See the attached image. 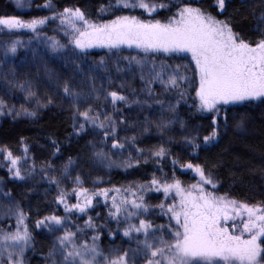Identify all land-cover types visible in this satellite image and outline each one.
Returning a JSON list of instances; mask_svg holds the SVG:
<instances>
[{
    "label": "snow or ice",
    "instance_id": "snow-or-ice-1",
    "mask_svg": "<svg viewBox=\"0 0 264 264\" xmlns=\"http://www.w3.org/2000/svg\"><path fill=\"white\" fill-rule=\"evenodd\" d=\"M15 2L18 7H23V0H15ZM230 2L231 0H214L208 6V9L216 10L214 15L206 8L194 6L191 0H181L179 4H172L171 0L167 3L164 0H115V4L110 2L107 6L101 5L99 11L139 9L149 18L142 19L140 16L128 14L116 15L113 19L97 22L89 19L81 7H64L61 11H56L52 0H45L42 7L53 10L51 17L24 20L17 16H0V28L9 32L20 29L37 32L49 20H59L60 26L69 36L68 43L79 53L87 54L88 49L92 48H104L109 52L128 48L143 53V57L139 58L138 56L117 57L114 61L116 73L132 71L131 66L135 64L140 69V80L144 84L141 91L146 92L148 98L156 97L157 94L152 87L156 82L162 86L163 93L177 92L180 98H184L188 89H193L196 101L193 107L199 113L211 115L210 130L203 136V146L207 148L218 142L222 126L227 129V111L223 106L252 101L264 103V11H261L258 17L255 30L258 34L257 39L254 41L245 39L234 30L230 18H218L227 11ZM172 7H175L176 11L168 16L166 21L151 18L159 9L167 8L170 11ZM19 43V41L11 42L5 51V56L9 53L15 54ZM50 47L53 51H58L64 46L53 39ZM182 54L191 57V65H194V68L189 64H183L176 65L169 71L172 66L166 62L160 61L157 67L155 59L149 60L150 56L180 57ZM121 59L127 61L126 67L120 66ZM149 63L151 67L146 74L144 70ZM76 68L80 69V65L77 64ZM181 68L184 69L183 73L180 71ZM97 73H102L109 85L113 83L107 62L101 58L88 67L87 80L90 83L88 92L82 88L77 90L70 79L58 85L74 110L75 134L79 135L90 125L103 132L101 144H107L111 138L112 150L122 152L127 143L135 148L136 153L143 155L144 149L135 147V136L125 137L124 142H121L118 125L126 124L127 118L121 117L117 120L114 114L122 113V109L118 106L120 104L126 107H131L133 104H146L151 107V104L148 99L129 100L127 95L121 93V89L125 86L124 82L115 89L106 88L103 84L97 87L96 80L101 79ZM184 85H187V88ZM16 86L26 93V100L37 97L30 83L27 86L24 83ZM101 93L105 102L110 101L113 113L98 110L93 114L94 106L87 102L92 98L99 101ZM153 102L164 109L162 99L154 98ZM37 103L39 104L38 99ZM47 103H52V99L49 98ZM81 103L87 104L83 110L80 107ZM6 107L7 105L0 100V115ZM167 110L174 112L175 105L169 103ZM13 111L14 109L10 108L8 113L12 114ZM222 111L223 125L219 119ZM21 113L28 116L35 115V112L23 107L20 112H16V115ZM77 117L80 118L79 121ZM173 122L171 119L166 122L150 121L145 117L144 132H147L153 123L157 129L163 131ZM243 123L242 117L236 122L235 127L242 128ZM180 126L184 127L183 121H180ZM197 141L198 136L184 137L185 144L191 147L193 154L201 149V144ZM21 142L23 143V138ZM52 144L55 147L53 155H56L60 147L55 140ZM93 148V156L96 160L101 163L106 162L108 167L132 168L140 162L139 158L134 160L129 153L127 159L117 164L103 147L96 149L93 145ZM27 151L25 147L24 152ZM0 155L9 162V173L15 179H25L18 167L21 157L15 156L7 146L0 147ZM112 155H115V152ZM151 155L165 158L168 150L163 145L159 148L154 147ZM73 163L72 158L69 157L64 165L65 174ZM178 163L177 159L172 160L173 167ZM180 167L195 173L198 178L196 183L185 186L173 172L170 179L167 174H164L162 179L153 174L149 182L136 184V191H133L131 185L127 188H97L92 191L83 187V181L77 175L74 179L75 187L71 192H67L60 187V180L50 177L49 182L55 184L58 189L55 201L58 205L64 206L66 213L75 211L87 215L97 197H103L107 202L111 192L117 193L111 197L108 216L117 223L118 228L109 229V235L114 236L123 223V237L135 238L137 246L127 249L117 247L105 254L97 244L100 239L98 234L91 236V243H88L87 239L78 242V233L84 232L85 228L96 231V225L93 224L91 217L85 221L84 228L77 226L74 232L64 228L67 217L52 214L36 221L37 228H46L50 233L64 228L63 233L57 235L52 242L45 264H136L138 259H143L144 264H264V200L248 203L230 198L227 194L217 195L215 191H210L206 187L211 186L212 189H216L218 182L210 171H206L205 165L189 160L181 163ZM161 172H163L162 168ZM153 189L163 192L165 199L175 193L174 202L167 207L164 201L154 206L161 210V215L168 217L169 223L154 225L145 218L139 219L138 225L132 223L134 217L138 218L141 210L147 213L152 207L145 203L143 195L138 196L137 193ZM4 195L11 196L10 193ZM71 195L76 198L75 204H70L67 199ZM15 215V230H0V257L3 253H7L6 259L0 264H26L25 252L33 246V236L26 222L27 215L18 204ZM134 233L135 237H133ZM141 236L143 239L140 238Z\"/></svg>",
    "mask_w": 264,
    "mask_h": 264
},
{
    "label": "trees",
    "instance_id": "trees-1",
    "mask_svg": "<svg viewBox=\"0 0 264 264\" xmlns=\"http://www.w3.org/2000/svg\"><path fill=\"white\" fill-rule=\"evenodd\" d=\"M110 2L115 4V0H52L56 11H61L64 7L78 6L86 12L89 19L97 22L113 19L116 15L128 14L140 16L142 19L149 18L139 9L135 11L128 9L99 11L101 5L107 6ZM164 2L167 3L168 0H164ZM180 2L181 0H171L172 4ZM191 2L194 6L208 9L214 0H191ZM28 3V8L19 10L10 0H0V16H17L24 20H30L34 17L42 18L53 15V10L42 7L45 0H30ZM208 10L212 11L214 15L216 14L214 8ZM175 11V7H172L170 11L167 8L159 9L151 18L166 21L167 17ZM261 11H264V0H254L250 4L244 0H231L227 11L218 18H230L235 31L245 39L254 41L258 37L255 30ZM36 34L45 35L46 40H37L27 48L35 66L32 65L29 71L23 70L20 73L12 74L13 63L11 60H7V65L4 61L0 68V80L7 77L12 82L10 86H7L0 81V100L7 105L2 110L3 114L0 115V147L7 146L15 156L21 157V172L25 177L23 180L15 179L0 161V230H15V212L18 204L27 215L26 222L33 236V246L25 252L26 264H45V258L55 237L61 235L64 228L76 231V228L67 220L64 228H60L55 233H50L43 227H36V221L44 216L56 214L63 217L62 213L57 210L59 206L55 201L58 189L55 184L49 182L50 177L60 180V187L67 192H71L75 187L74 179L77 175L83 181V187L90 190L106 187L127 188L130 185L144 184L151 180L153 174L161 179L164 174H167L170 179L173 172L184 185H189L193 181L187 171H183L180 165L173 167L169 162L173 153L179 152V164L191 160L193 163L205 165L206 171H210L218 182L215 189L217 193L227 194L230 198L248 203L264 200V103L252 101L225 108L228 119L227 129L225 130L222 126L218 142L205 148L203 136L208 133L211 115L202 116L193 107L196 103L194 90L188 89L184 98H180L177 92L163 93L162 86L156 82L152 86L157 94L154 98L164 101V109L162 110L160 105L152 101H148L151 107L148 105L144 107L146 111L154 115L153 121L164 120L166 122L171 119L174 122L169 123L163 131L156 128L153 132H144L143 129L139 134L140 141L136 145L145 151L163 145L168 150V155L165 158L153 157L151 154L148 158L144 156V159H139V164L132 168L108 167L106 162L101 163L93 156V145L96 149L103 147L104 151L108 152L117 164L127 159L125 152L129 149L124 148L122 152L121 150H112L111 138L107 144H101L103 134L99 129H94L90 125L79 135H76L73 129L74 110L69 99L64 97L62 88L58 85L62 84L64 80L70 79L77 90L82 88L88 92L90 88V83L87 80L88 67L94 61L98 62L104 58L112 73L113 83L109 85L107 78H104L102 73H97L101 79H97L96 86L100 87L103 84L106 88L115 89L121 82H124L125 86L121 89V93L135 96L137 99V96L140 97L144 92L141 91L144 84L140 80V69L133 64L132 71L116 73L114 61L117 57L138 56L139 58L144 54L130 49L109 52L104 48L91 51L89 49L87 54L79 53L72 48L73 46L66 43L65 30L60 26L58 20H49ZM53 39L64 46L60 48L62 50H58L59 52L55 56L67 63L56 60L54 57L49 60L47 55L51 53V50L53 51L50 47ZM151 59L156 60L157 67H159L160 61L167 62L166 57L162 55L150 56L149 60L151 61ZM170 61L178 62L179 59ZM77 64L80 65V69L76 68ZM120 66L126 67L127 61L121 59ZM150 67L151 63L144 70L146 74ZM20 83H24L25 86L30 83L32 90L37 93V97L26 100V93L16 86ZM133 89H135V93H133ZM49 98L52 99L50 104L47 103ZM87 103L94 106L93 114L98 110L113 113L112 105L110 101H104L103 93H101L99 101L92 98ZM169 103L175 105L174 112L167 110ZM86 106V103H81V110ZM118 106L123 113L126 111L125 108L135 112L140 106L143 107V104H133L132 107H126L123 104ZM22 107H29L28 111L32 109L30 112H35V115L28 116L23 113L16 115V112H20ZM10 108L14 109L12 114L8 113ZM221 113L223 116L221 115L220 122L223 125L224 112ZM155 114L162 115V118L155 119ZM119 115L114 114V118L119 120ZM242 117L244 119L243 127L236 128V122L240 121ZM77 120L79 121L80 118L77 117ZM141 120V118L135 120L136 128L144 127L140 123ZM180 121L184 122L183 128L180 126ZM188 135L198 136L197 142L201 144V149H198L195 154L192 153L191 147L184 142V137ZM22 138L23 143L21 142ZM159 138L169 139L170 142L161 144V141L158 142ZM53 140L60 147V151L56 155H53L55 152ZM25 147L28 149L27 153L24 152ZM113 152L115 155H112ZM69 157L74 163L65 174L64 165L68 162ZM145 158H147V163H145ZM161 168L163 172H161ZM4 193H10L11 196L6 197ZM148 199L147 203L150 205L156 196H149ZM150 221L154 225H166L165 218L158 217L155 212L151 214ZM98 235L100 239L97 244L105 254H108L113 248L127 249L137 246L135 238L129 239L119 233L109 236V230L108 232L101 230ZM140 238L143 239V236ZM6 256L7 253H3L0 262L6 259ZM136 264H144L143 259H138Z\"/></svg>",
    "mask_w": 264,
    "mask_h": 264
},
{
    "label": "rangeland",
    "instance_id": "rangeland-1",
    "mask_svg": "<svg viewBox=\"0 0 264 264\" xmlns=\"http://www.w3.org/2000/svg\"><path fill=\"white\" fill-rule=\"evenodd\" d=\"M10 1L19 10H25L26 8H28V5H29L28 2L30 0H23V7H18L16 2H15V0H10ZM244 1L247 2L248 4L254 2V0H244ZM27 3H28V5H27ZM58 22H59V20H58ZM43 26H41L38 29V31ZM25 34H27V35H25ZM64 37H65L66 43H68L67 41H69V36H67L65 34ZM37 40H39V41L46 40L45 35L36 34V32H32V31L27 30V29H20V30H14L12 32H9L6 29L0 28V68L2 67L4 61H5L6 65H7L8 61L11 60V63H13V68H12L13 70L11 72L12 74L13 73L14 74L15 73H20L23 70L29 71L30 67H32V65L35 66V63L33 61V58L31 57V54L28 52L27 48H29V46H31V44L33 42L37 41ZM13 41H19L20 42L18 47H17L16 53L15 54L9 53L7 56H5V51H6L7 47ZM100 49H102V48H92V49H90V51L91 50H100ZM123 49H128V48H123ZM59 50H62V49H59ZM130 50L137 51L136 49H130ZM88 51H89V49H88ZM53 52L54 51L51 50V53L49 55H47L49 60L53 59V57H54L56 60H60V61H63L64 63H67V62H65V60L61 59L60 57L55 56V54H57L59 51H55V53H53ZM163 57H166V60H167L166 63L168 65L172 66V68H170L169 71L174 69L176 65H183V64L191 65V57L189 55H187V54H182L180 57H176V56H163ZM174 59H179V61L175 62ZM170 60H172L174 62H171ZM191 67L194 68V65H191ZM180 71H181V73H183L184 69L181 68ZM2 79L0 81H2L3 84H5L7 86L11 85L12 82H10L9 79H7V77L5 79H3V80ZM97 82H98V80H96V84H97ZM184 87L187 88V85H184ZM122 94L127 95L126 93H123V92H122ZM194 95H195V92H194ZM128 97H129V100L135 99V96L134 97L133 96H128ZM137 98H139V99L140 98L148 99V101H152V102H153V99H154V98H152V99L148 98L147 97V93H144V92H142L140 97L137 96ZM253 102H255V101H253ZM145 105L146 104H143V107L140 106L139 109L137 111H135V112H133L132 109L128 111V109L125 108L126 111H124L123 113H121L119 115L120 118L121 117L127 118V123H126L127 125L126 124L118 125V136H119V138H121V142H124L123 138H125V137L135 136L136 137V143H137L138 141H140L139 140L140 139L139 134H140V132L143 131V129L145 127V123H144L145 117H147L148 120L153 121L154 115L149 113L148 111H146V109L144 107ZM231 106H234V105L223 106V108L225 109V108H228V107H231ZM26 109L28 110L29 107H26ZM30 111H32V109ZM199 114L202 115V116L210 115V114H207V113H199ZM221 115L223 116L222 113H221ZM221 115H220L219 119L222 117ZM137 118H141L142 119L140 121V123L143 124L144 127L141 126V128H136L135 123H137L136 122ZM160 118H162V115L155 114V119H160ZM155 129H156V126H155V123H153V124H151L149 126V130L148 131H152L153 132ZM101 133L103 134L102 131H101ZM180 134H181V132H180ZM160 141H161V144L170 142L169 139L164 140L163 138L162 139L159 138L158 142H160ZM166 146L168 147V145H166ZM135 147H138V145H135ZM125 148H127V150L129 149L128 151L125 152V154H126L125 157L127 158L129 153H131L132 156L134 157V160L136 159V157H139V159H144V156H146L148 158L149 156H151L150 154H151V151L153 150V149H150L149 151H145L144 150V153L145 152L146 153L145 154L143 153V155H140V154L136 153L135 148H133L130 144L126 143L125 144ZM138 148H140V147H138ZM178 154H180V153L179 152L173 153V155L170 157V161L169 162H170L171 165H172V160L173 159H177L178 160V157H179ZM0 161L3 162L2 165H4V167L9 172V162L5 161L3 159L2 155H0ZM179 165L180 164L178 163L175 167H177ZM21 166H22V163H21V160H20V163H19L18 167H20V169H21ZM183 171H187V173L189 174L190 178L193 181L191 184L196 183V180L198 178L195 176V173H193L191 170H188V169H183ZM135 185L132 186L133 187V191H136ZM185 186H187V185H185ZM206 187H208V189L210 191H215V189H212L211 186H206ZM106 188L112 189L110 187H106ZM95 190L96 189H94L92 191H95ZM216 194L217 195H224V194H220V193H217V192H216ZM113 195H117V193L111 192L109 194L107 202H105L103 197H97L96 200L94 201L93 207L88 210L87 215H82V214H80L78 212H75V211H73L72 213H66L65 209H64V206L63 205H58L59 208H57V210L62 213L63 217H67L66 220L69 221L75 228H77V226H80V227L84 228L85 221H87L89 219V217L92 218L93 224L96 225V231L95 232L92 229L85 228L84 232L78 233V236H79L78 242H82L85 239H87L88 243H91V236L94 235V234H98L99 231L103 230V231L108 232L109 229L117 230V228H118L117 223L115 221L111 220V218L108 216V211H109V208L111 207V197ZM121 195H123V194H121ZM137 195L138 196L139 195H143L144 196V201H145V203L147 205H149L147 203V201H149V199H148L149 196H156V199H153L151 204L149 205V206H152V207L149 208V211L147 213H145V212H143V210H141L138 218L134 217L133 220L131 221L132 223H136L138 225L139 224V219H141V218H145V219L150 221L151 214L152 213L154 214V212H155V214L158 215V217L165 218L166 225L169 223L168 217L164 216V215H161V210L159 208L154 207V206L159 204V203H161L162 201L165 202V207H167L168 204L173 203L174 202L173 198L175 197V193L174 192L167 199H165V196H164L163 192H157L154 189L151 190V191H145L143 193H139L138 192ZM129 198L131 199L132 197H129ZM67 199H68L70 204H75L77 202L74 195H71V196L67 197ZM106 203H107V206H106ZM121 219L123 220V218H121ZM174 223L175 222L173 221L172 224L174 225ZM123 227H124V224L121 223V225L119 226V231H116L115 233H119V234L122 235ZM133 235H135V233Z\"/></svg>",
    "mask_w": 264,
    "mask_h": 264
}]
</instances>
